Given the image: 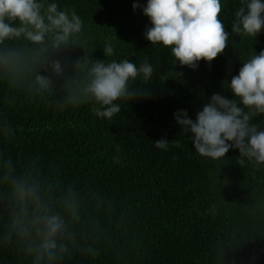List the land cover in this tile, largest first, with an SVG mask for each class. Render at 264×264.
<instances>
[{
	"label": "trees",
	"instance_id": "trees-1",
	"mask_svg": "<svg viewBox=\"0 0 264 264\" xmlns=\"http://www.w3.org/2000/svg\"><path fill=\"white\" fill-rule=\"evenodd\" d=\"M36 2L42 15L51 3L75 9L83 28L58 49L51 32L43 44L23 35L0 42V264H37L29 251L39 242L37 201L65 222L56 258L38 264H264V163L232 148L221 159L202 158L174 119L186 110L195 120L213 94L234 98L227 83L264 50V28L236 36L239 2L221 0L228 46L190 69L145 39L147 0ZM145 57L154 71L130 85L139 98L120 101L111 119L95 116L85 92L93 65L127 59L139 66ZM252 122L264 130V116ZM161 139L167 150L155 148ZM17 185L32 195L21 200Z\"/></svg>",
	"mask_w": 264,
	"mask_h": 264
},
{
	"label": "clouds",
	"instance_id": "clouds-1",
	"mask_svg": "<svg viewBox=\"0 0 264 264\" xmlns=\"http://www.w3.org/2000/svg\"><path fill=\"white\" fill-rule=\"evenodd\" d=\"M239 7L234 14L232 33L238 37H256L264 28V2L262 0H238ZM42 4L36 0H0V42L23 35L34 44H43L45 35L53 33L52 48L58 49L68 43L69 38L81 32L82 19L76 10H59L57 3L48 5L46 14H41ZM133 4V10L139 8ZM224 5L221 0H147L142 8L152 27L145 32V39L152 46L160 45L170 49L174 64L195 69L200 61L210 64L223 54L228 46L229 34L219 18ZM9 23H6L5 21ZM47 20V23L45 22ZM18 21L19 27L10 26ZM104 54L111 56L113 47L105 46ZM238 75L227 83L233 99L213 94L195 120L186 110L174 113L180 134L190 137L195 152L202 158L218 160L225 157L230 148L237 149L241 157L264 163V130L252 121L264 116V50L252 55L242 63ZM54 74H61V65H51ZM153 66L144 62L139 66L130 60L105 63L97 62L90 70L91 80L85 92L91 97L95 116L111 119L121 111L120 101L128 102L139 98L138 90L130 85L142 78L149 81ZM41 87H48L49 81L43 76L36 77ZM180 147L178 141H173ZM160 150H167L169 142L161 139L154 142ZM118 162V161H117ZM243 164L244 160H238ZM21 200L32 195L31 190L17 185ZM37 211L32 221L38 243L29 248L38 262L56 258L57 236L65 230L63 218L47 210ZM27 234V230L25 232ZM60 252L65 251L63 245Z\"/></svg>",
	"mask_w": 264,
	"mask_h": 264
}]
</instances>
